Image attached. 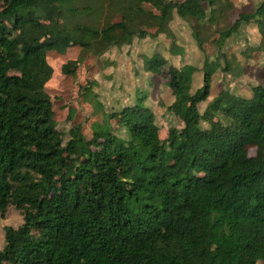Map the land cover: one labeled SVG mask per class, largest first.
<instances>
[{"label":"trees","instance_id":"16d2710c","mask_svg":"<svg viewBox=\"0 0 264 264\" xmlns=\"http://www.w3.org/2000/svg\"><path fill=\"white\" fill-rule=\"evenodd\" d=\"M75 1L0 0V217L9 206L22 217L3 227L0 264H264V84L252 86V103L224 89L200 112L219 65L202 67L194 88V66L144 58L142 72L170 91L157 105L180 123L164 139L145 89L111 111L100 103L114 124L90 139L77 127L67 141L45 91L48 52L77 47L100 57L135 36L170 35L174 19L212 22L219 0H91L83 12L95 23L76 24L70 36L56 18L72 15ZM102 6L120 20L98 25ZM153 11L156 31H135L136 17ZM247 26L264 51V0L220 31L224 72L233 70L223 46ZM193 36L201 48L198 30ZM82 60L60 73L73 75Z\"/></svg>","mask_w":264,"mask_h":264},{"label":"rangeland","instance_id":"374dc122","mask_svg":"<svg viewBox=\"0 0 264 264\" xmlns=\"http://www.w3.org/2000/svg\"><path fill=\"white\" fill-rule=\"evenodd\" d=\"M90 1L76 0L70 5L76 9L72 15L67 13L66 19L56 18L65 34L78 36L74 30L76 24L95 23L93 16L83 12L85 6L91 7ZM260 1L219 0L212 7V22L197 23L192 20L174 19L168 25L170 35H159L156 39H140L135 36L130 44L112 47L100 57H95L91 52L83 53L77 47L67 49L64 54L48 52L46 59L53 73L45 91L53 100L54 120L58 131L64 135L63 139L67 141L73 138L77 127H81L83 135L90 139L93 130L106 127L107 124L113 125L114 122H109L104 111L131 103L137 89L149 91L150 106L156 115L161 139L167 136L169 127L179 128L180 123L157 105L159 100H169L170 91L164 86V81L159 76H150L141 70L143 59L154 53L162 55L169 64L176 67L186 64L194 66L197 69L193 81L194 88L202 82V67L216 69L219 65L212 76L210 96L207 102L199 105L200 112L224 89L234 91L247 98L250 103L254 102L256 99L251 93L252 86L264 84V51L256 48L261 43L257 29L254 26L242 28L238 35H233L223 46L222 52L231 64L232 73L222 70L224 61L217 57V41L220 31L228 29L239 12L253 11ZM110 6H102L94 14L100 16L98 25L105 21L120 20L118 15L112 14ZM145 9L151 8L145 6ZM152 13L155 12L139 14L132 24L133 29H142L147 34H153L157 21L153 19ZM196 30L201 48L193 36ZM173 44L181 51L180 55H171ZM79 56L83 57V60L76 72L73 75H62L61 65L68 60H76ZM88 85L91 90L86 92L83 88ZM249 153L252 155L254 151ZM21 222L19 211L9 206L5 216L0 217V250L4 245L3 227L17 228Z\"/></svg>","mask_w":264,"mask_h":264}]
</instances>
